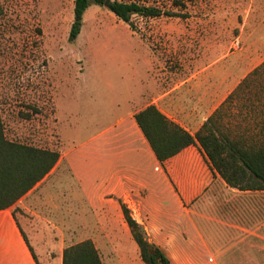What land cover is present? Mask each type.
<instances>
[{"label": "rangeland", "instance_id": "1", "mask_svg": "<svg viewBox=\"0 0 264 264\" xmlns=\"http://www.w3.org/2000/svg\"><path fill=\"white\" fill-rule=\"evenodd\" d=\"M136 1L177 11L173 0ZM0 6L6 137L60 153L54 168L9 208L40 264H62L64 249L84 240L94 243L103 264H145L119 200L174 264H186L180 250L189 226L181 202L167 208L154 197L151 202L143 182L128 195L93 191L89 174L99 159L100 134L149 105L193 130L264 63V0H195L184 17L133 16L136 30L92 4L73 42L74 0H0ZM248 84L224 103L220 123L225 132L260 139L264 68ZM253 196L264 201V194ZM261 213L254 229L264 231V208Z\"/></svg>", "mask_w": 264, "mask_h": 264}, {"label": "crops", "instance_id": "2", "mask_svg": "<svg viewBox=\"0 0 264 264\" xmlns=\"http://www.w3.org/2000/svg\"><path fill=\"white\" fill-rule=\"evenodd\" d=\"M223 101L193 130L188 124L183 127L195 133ZM116 124L100 134L101 145L96 153L99 159L89 174L93 191L128 195L143 182L150 190L149 200L156 198L163 208L181 202L189 226L180 250L186 264H264L263 226L254 229V222L263 219L264 201H255L253 196L263 195L264 190L243 191L228 186L196 145L168 159L166 170L159 171L160 162L135 117L123 116ZM170 215L167 212V217ZM38 254L12 210L0 211V264H40ZM213 260L215 263H210Z\"/></svg>", "mask_w": 264, "mask_h": 264}, {"label": "trees", "instance_id": "3", "mask_svg": "<svg viewBox=\"0 0 264 264\" xmlns=\"http://www.w3.org/2000/svg\"><path fill=\"white\" fill-rule=\"evenodd\" d=\"M194 1L173 0V7L177 9L175 11L163 10L157 5L144 4L136 0H74V19L68 39L70 42L77 39L85 11L92 4L106 7L136 30L133 16L184 17L186 13L183 10ZM263 68L264 63L250 72L228 99L232 98L236 91L248 87L250 77ZM224 103L195 133L170 120L155 105H149L137 112L135 120L159 162L164 163L187 147L196 145L213 170L228 186L243 191L264 190V137L256 139L241 133L225 132L220 123ZM59 158L60 153L56 150L37 148L9 140L5 134L0 109V211L11 208L29 192L54 168ZM119 202L143 262L172 264L167 253L148 238L143 225L133 218L126 204L121 200ZM62 264H103V262L94 243L91 240H84L64 249Z\"/></svg>", "mask_w": 264, "mask_h": 264}]
</instances>
